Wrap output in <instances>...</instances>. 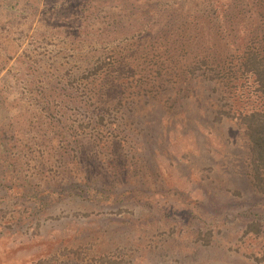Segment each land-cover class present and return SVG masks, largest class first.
<instances>
[{
	"label": "rangeland",
	"instance_id": "rangeland-1",
	"mask_svg": "<svg viewBox=\"0 0 264 264\" xmlns=\"http://www.w3.org/2000/svg\"><path fill=\"white\" fill-rule=\"evenodd\" d=\"M124 2L0 0V87L16 81L11 98L27 88L19 70L34 58L76 68L84 51L94 61L104 48L123 44L124 49L138 46L137 71L156 65L159 70L171 56L179 70L164 68L162 75L151 76L155 85L142 88L148 97L132 105L130 115L116 117L120 132L107 133L112 147L86 150L87 178L78 187L70 184L68 171L43 172L32 155L22 160L27 133L0 118V264H264V191L253 182L245 126L234 115L263 106L253 80L239 76L233 64L204 63L193 47L185 50V39L176 32L169 39L145 36L151 34L142 31L146 16L142 23L131 20V5ZM247 2L135 5L144 15L181 5L184 15L173 23L179 32L201 15V28L206 29L203 20L218 27L216 11L235 5L240 16L227 20L219 33L237 22L232 35L240 41L242 24L253 20ZM91 5L94 13L87 8ZM83 8L88 9L85 23ZM103 14L118 33L80 34L81 27H98ZM154 45L160 57L156 65L157 58L150 59ZM18 100L33 103L26 96ZM46 185L52 196L42 194ZM103 255L115 261L103 263Z\"/></svg>",
	"mask_w": 264,
	"mask_h": 264
},
{
	"label": "trees",
	"instance_id": "trees-1",
	"mask_svg": "<svg viewBox=\"0 0 264 264\" xmlns=\"http://www.w3.org/2000/svg\"><path fill=\"white\" fill-rule=\"evenodd\" d=\"M123 1L131 5L130 12H127L131 20L135 19L142 23V18L146 16V20L142 24L144 26L142 31L151 34H145V36L157 35L169 39V34L173 35L172 32H176L185 39V42L183 41L185 50L187 47H193L204 63L215 60L219 65L233 64L234 71L239 72V76L245 80H253L255 91L263 99V106L252 107L234 115L245 126L249 141L253 182L258 189L264 191V26L261 25V22L264 23V0H248L247 16L248 18L252 17L253 20L248 25L242 24L244 30L240 41L233 40V36L236 34L232 35L233 31L237 30V22L231 23L235 27L231 25V29L226 34L221 33L220 35L219 33L220 30L228 26L231 19L240 16L235 5L228 10L224 9L221 13L216 11V18L220 23L218 27L214 24L212 27L209 21L203 20L206 29L201 28V15L198 20L195 18L191 20L192 25L190 22L187 25L182 22L186 26H179L178 29L181 31L179 32L177 23L174 25L173 23L176 17L181 18L184 15L181 5L163 6L158 8L155 14L146 10L144 15L136 10L138 5L135 3H145L146 0ZM229 1L230 5L234 4V0ZM206 2L213 7L218 0H206ZM94 6H87V8H90V11L94 13ZM82 10L84 16L82 23H85L88 9L83 8ZM209 10L212 12V8ZM122 14L119 12L116 17L119 18ZM151 14L152 17H155L153 23L149 20ZM207 15L203 14L204 19ZM196 17L198 18V16ZM100 18L103 19H98L100 23L98 27H81L80 34L86 35L91 32L107 37L110 34L107 30L113 33L119 32L114 21L108 20L109 16L103 14ZM229 19L230 21H227ZM198 23L199 25L196 26ZM253 23L256 25L253 26ZM165 26L167 27L165 28ZM229 38L232 40L230 41ZM223 40L225 42L222 44L215 43ZM122 45L111 49L104 48L105 51L99 54L94 61H90L88 58L90 53L84 51L83 63L76 68L67 67L61 62L52 64L46 62L42 57L34 58L27 63L26 67L19 70L20 78L22 77L27 88L21 89L15 98L10 97V94L16 93L14 87H17L16 81H13L15 71L12 72V78L9 80H12L13 83L0 87V118L6 119L7 123L11 121L15 124L17 122L19 133L22 132L23 135L27 133L23 147L28 150H24L23 156H21L22 160L32 155L38 160V169L43 172L58 171L59 169L68 171V176L71 177L70 184L73 187H78L87 178L82 165L88 163L85 160L86 150L93 153V149H97L96 147H112L114 144L108 134L114 133V129L118 132L121 129L115 124L116 117L120 121V117L130 115L132 105L139 102L140 99L148 97L149 91L145 92L146 89L142 91V88L152 89L151 76L162 75L164 68L179 71L174 56L167 60L163 59L161 61L163 67L157 69L156 63L160 59L155 56L157 52L159 53L157 44L152 48L153 51H156H151L152 56H150V59L157 58L154 62L156 66L153 68L146 66V71H137L138 65H134L133 57L136 55L135 51L139 50L138 46L124 49ZM209 47L210 50H207ZM206 58L208 59L206 60ZM155 70L158 73H155ZM158 79L159 77L156 78V80ZM153 84L155 85V83ZM25 96L33 103L20 104L18 99ZM15 100L18 101L14 103ZM29 131L32 134H29ZM14 138L19 141L18 135H14ZM107 142L109 143L107 144ZM42 189H44L42 194L45 193L46 196H52L51 193L54 192L47 185ZM38 201L44 203L43 201L47 200L39 198ZM99 260L103 263L115 261L109 255L100 256Z\"/></svg>",
	"mask_w": 264,
	"mask_h": 264
}]
</instances>
